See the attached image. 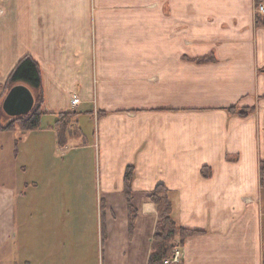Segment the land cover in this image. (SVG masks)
<instances>
[{
	"label": "crops",
	"instance_id": "crops-1",
	"mask_svg": "<svg viewBox=\"0 0 264 264\" xmlns=\"http://www.w3.org/2000/svg\"><path fill=\"white\" fill-rule=\"evenodd\" d=\"M255 5L0 0V93L23 56L41 71L39 128L0 132L16 135L22 172L16 193L3 195L0 227L9 235L17 194L19 234L34 238L33 220L46 250L23 264H149L157 210L147 196L159 184L177 223L197 232L179 264H264V26ZM67 113L76 117L59 146L56 120ZM59 240L64 254L50 251Z\"/></svg>",
	"mask_w": 264,
	"mask_h": 264
},
{
	"label": "trees",
	"instance_id": "trees-1",
	"mask_svg": "<svg viewBox=\"0 0 264 264\" xmlns=\"http://www.w3.org/2000/svg\"><path fill=\"white\" fill-rule=\"evenodd\" d=\"M262 4L261 0H256L255 22L257 25L264 26V14L258 13L257 7ZM200 61H205L201 59ZM264 72V70H262ZM23 84L33 94L34 105L31 111L23 116L9 117L3 110L0 112V132H15L25 134L33 131L40 126L43 111L41 105L43 102L41 88V71L37 62L29 55H25L18 60L11 73L9 74L3 91L7 93L12 87ZM2 97H0L1 99ZM228 113L239 117H247L253 112L252 108L229 107ZM76 114H60L56 120L58 145L63 146L66 143V135L70 132L71 122ZM260 185L264 190V161L259 165ZM133 179V170L127 169L124 175V194L128 207L129 231L134 227L136 217L135 209L131 204V182ZM147 198L155 205L157 210V222L151 242V251L149 264H162V261L169 257L176 247L183 245L184 241L195 235L197 232L180 226L174 218V206L170 191L163 185H157Z\"/></svg>",
	"mask_w": 264,
	"mask_h": 264
},
{
	"label": "rangeland",
	"instance_id": "rangeland-1",
	"mask_svg": "<svg viewBox=\"0 0 264 264\" xmlns=\"http://www.w3.org/2000/svg\"><path fill=\"white\" fill-rule=\"evenodd\" d=\"M0 94L2 95L0 96L2 97L0 99L1 112L2 102L5 98L4 94L6 95L7 93L3 91V93ZM15 138H17L16 135H13L12 133H0V206H2L1 200H3V195L6 194L7 189H15L16 193L17 190L13 185L18 183L19 176L22 174V172L19 171L20 169L16 162V157H19L17 156L19 151V141ZM28 155V157H32V150H28ZM11 198L12 203H10V207L11 211L13 210V214L10 212L9 220L5 218V227L7 228V225L10 226L9 235L6 229L4 231L0 227V264H23L24 259L29 256L33 258L36 255L46 252V250L43 245H39L40 240L36 235L37 229L33 220L28 223V228L33 230V234L35 235L34 238H32V233L29 234L27 230H25L24 233V229V236L21 237L23 234H19L18 231L17 194H15L14 198ZM8 208L9 207L5 205V208L3 209L5 215L8 214ZM67 249L68 245L65 244V247L62 246L60 240L59 242L52 244V247L50 245V251L59 254L66 253Z\"/></svg>",
	"mask_w": 264,
	"mask_h": 264
},
{
	"label": "water",
	"instance_id": "water-1",
	"mask_svg": "<svg viewBox=\"0 0 264 264\" xmlns=\"http://www.w3.org/2000/svg\"><path fill=\"white\" fill-rule=\"evenodd\" d=\"M34 105L31 91L24 85L12 87L2 102V110L9 117H19L28 114Z\"/></svg>",
	"mask_w": 264,
	"mask_h": 264
},
{
	"label": "built area",
	"instance_id": "built-area-1",
	"mask_svg": "<svg viewBox=\"0 0 264 264\" xmlns=\"http://www.w3.org/2000/svg\"><path fill=\"white\" fill-rule=\"evenodd\" d=\"M258 13L260 14H264V4H260L257 7L256 10ZM78 103V99L77 98H73L72 99V104L76 105ZM183 254H182V250L180 247H176L174 248V250L172 251L171 255L167 258H165L162 261V264H179L182 260Z\"/></svg>",
	"mask_w": 264,
	"mask_h": 264
}]
</instances>
